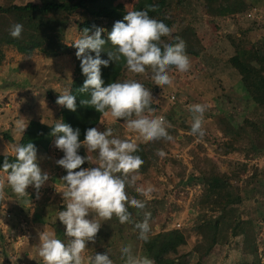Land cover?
I'll list each match as a JSON object with an SVG mask.
<instances>
[{
	"label": "rangeland",
	"instance_id": "1",
	"mask_svg": "<svg viewBox=\"0 0 264 264\" xmlns=\"http://www.w3.org/2000/svg\"><path fill=\"white\" fill-rule=\"evenodd\" d=\"M7 2L8 0H3ZM138 0H116L127 11L134 8ZM16 3L38 0H15ZM203 2L184 0L181 6L172 8L174 18L172 33L191 27L198 44V58H190V68L186 72L170 71V86H155L150 69L143 74H132L125 68L123 80L135 79L152 92L153 103L157 106L151 115H173L169 130L173 140L164 139L139 142L145 149L149 166L139 173L136 183L126 191L139 199H146L143 210L131 208L132 222L120 224L113 217L101 221L95 243H87L85 256L96 253H110L114 264H123L120 258L122 244L131 243L136 254L143 255L142 240L134 223L150 213L151 234L170 230H188L205 220L220 215L213 207L214 197L204 192L203 186L187 183L194 169L195 156L208 157L218 169L231 177V182L245 200L241 207L242 218L251 217L256 221L255 244L257 253L245 251L242 238H231L224 246L210 248L198 245L192 237L184 246L172 254L168 264H264V149L251 148L250 138L255 131L253 142L264 141V109L258 106L247 94L241 83V76L231 64L237 48L264 49V0H240L236 12L227 16H209ZM251 15V16H249ZM84 20L92 21L106 29L102 38L107 40L110 31L106 20H95L79 10L70 15L65 43L72 49L71 54L49 58L41 52L26 56L11 47H4V60L0 65V155H13V146L21 137L15 130V122L20 119L25 124L31 120L51 125L60 121V105L57 96L65 87L72 86L80 61L72 46L82 33L77 24ZM181 30V31H182ZM170 33V34H172ZM91 34V33H90ZM94 55V54H93ZM71 79V80H70ZM206 104L203 137L190 132L191 113L188 106ZM256 104V105H255ZM255 124L258 127L254 130ZM112 127L113 135L121 139H131L130 132L123 122L101 117L97 128ZM25 131V130H24ZM7 134L13 142L4 137ZM257 134V135H256ZM53 141L48 150H37V163L49 179L39 190L28 186L26 195L17 198L0 171V264H43L37 255L38 233L54 229L63 239L64 226L57 212L63 210L60 178L65 170L55 161L63 153L57 151ZM234 143L239 150L226 152V145ZM163 150L164 157L157 155ZM81 156L90 155L93 160L81 167H94L95 154L87 153L82 146ZM136 186H151L153 191L147 198L140 196ZM9 215V216H8ZM180 224V227H178Z\"/></svg>",
	"mask_w": 264,
	"mask_h": 264
},
{
	"label": "clouds",
	"instance_id": "2",
	"mask_svg": "<svg viewBox=\"0 0 264 264\" xmlns=\"http://www.w3.org/2000/svg\"><path fill=\"white\" fill-rule=\"evenodd\" d=\"M155 4L143 9L126 11L122 20L113 23L107 32V42L111 50H106V40L102 33L107 30L93 25V30L84 29L72 46L75 56L80 61L81 73L85 76L79 93H90V99L81 100L82 105L93 107L103 117L113 121L122 120L130 132L135 133L131 139H121L113 135V128H87L84 139H78L80 129H73L62 121L51 124V135L55 137V147L63 155L55 163L62 167L66 174L60 178V190L63 199V210L57 212V218L64 226L63 239L54 229L38 233L39 244L37 255L43 264H114L110 253H96L85 256L86 244L95 243L96 235L101 228V221L115 217L120 224L131 223L132 213L129 208L143 210L146 199H139L126 191L136 183L143 158L137 154L139 142L159 139L173 140L168 129L171 124L164 116H154L153 95L144 84L135 80L114 81L105 85L101 78V66L108 67L111 62H123L124 67L132 74H143L150 69L151 80L159 88L170 86V71L186 72L190 68V58L186 52L185 41L175 37V42L162 39L172 29L163 20L150 17ZM23 25H11L9 35L19 39ZM91 31V34L89 32ZM107 52V58H101V52ZM94 54V55H93ZM71 80V79H70ZM57 96L56 104L76 110V97L70 87H65ZM206 104L195 103L188 106L191 113L190 132L203 137ZM27 124L18 119L15 130L22 135ZM95 154L94 167H81L86 161L89 164L93 157L81 156L79 149ZM14 162L5 156L0 171L17 198L28 193V186L39 190L49 179L47 172L41 170L37 163V149L33 143L13 146ZM157 155L164 157L163 150ZM135 191L147 198L153 191L151 186H136ZM150 213H144V219L134 223L138 239L147 242L151 236L149 223ZM120 258L123 264H154L146 255L134 253L131 243L122 244Z\"/></svg>",
	"mask_w": 264,
	"mask_h": 264
},
{
	"label": "trees",
	"instance_id": "3",
	"mask_svg": "<svg viewBox=\"0 0 264 264\" xmlns=\"http://www.w3.org/2000/svg\"><path fill=\"white\" fill-rule=\"evenodd\" d=\"M203 2L206 13L209 16H227L236 12V7L240 0H193ZM116 0H38V3H16L15 0L4 2L0 0V65L4 60V47H11L20 54L31 56L35 52H41L47 57H58L72 53V49L65 43L67 29L69 28V17L76 11L82 10L95 20H106L111 31L113 23L122 20L126 14L123 4H115ZM184 0H138L132 10L143 9L147 5L155 4L154 11H150V17L163 20L171 29L175 24L171 16L172 8H177L183 4ZM20 23L23 25V31L19 39H14L9 35L11 25ZM92 21L84 20L77 24L78 31L84 29L93 30ZM97 26V25H96ZM182 30V29H181ZM177 33L162 37L167 42H175V37H180L185 41L186 52L189 58H198L199 50L196 47L198 40L191 29L186 27ZM91 31L89 32V34ZM106 40V39H105ZM110 44L106 40V50H111ZM101 58H107V52H101ZM232 66L241 76V83L244 90L252 97L258 105L257 109H264V49L246 50L237 48L236 54L231 58ZM174 69V68H173ZM125 67L123 62L115 64L111 62L108 67L101 66V78L105 85L114 81H124ZM85 76L81 73L80 66L76 69V77L71 86V91L76 97V110L71 111L61 107L60 121L69 124L73 129H80L79 140L84 139V132L87 128L97 127L101 114L93 107L82 105L81 100L90 99V93H79L77 90L83 85ZM255 104V105H256ZM154 109L157 106L153 103ZM264 111V110H263ZM165 117L168 121H173V115L167 113ZM123 122L122 120H117ZM254 130L258 127L255 124ZM51 125H46L40 121L31 120L18 144L25 145L33 143L36 149L48 150L50 144L55 141L51 133ZM172 136V132L169 130ZM255 131L250 138V147L256 146L264 149V141L260 145L254 144ZM257 135V134H256ZM4 137L13 142L9 135ZM173 137V136H172ZM175 137V132H174ZM239 149L233 142L226 145L225 153H232ZM137 154L143 158V164L139 168V173H144L149 166L145 149L139 145ZM5 156L9 162H14L13 155H0V164H3ZM194 169L198 173L192 174L187 179L188 184L198 182L203 186L206 194L214 197L213 207L221 213L216 217L205 220L202 224L182 230L162 231L151 234L147 242L142 241L143 255L148 256L154 261V264H168L169 257L177 254L178 249L184 246L187 239L193 238L198 241V245H207L210 248L224 246L231 238H242L244 249L250 254H255L257 246L255 244L256 221L248 217L242 218L241 207L245 200L239 188L231 182V177L221 172L214 162L208 157L195 156ZM2 172V171H1ZM131 212V208H129ZM123 262V261H122ZM196 264H202L200 260ZM243 264H249L244 262Z\"/></svg>",
	"mask_w": 264,
	"mask_h": 264
},
{
	"label": "built area",
	"instance_id": "4",
	"mask_svg": "<svg viewBox=\"0 0 264 264\" xmlns=\"http://www.w3.org/2000/svg\"><path fill=\"white\" fill-rule=\"evenodd\" d=\"M249 16H251V15H249ZM57 151H60V150H58V149H56ZM9 216V215H8ZM178 227H180V224H178Z\"/></svg>",
	"mask_w": 264,
	"mask_h": 264
}]
</instances>
